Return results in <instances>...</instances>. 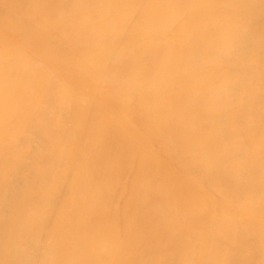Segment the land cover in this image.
I'll use <instances>...</instances> for the list:
<instances>
[{"label":"bare ground","instance_id":"obj_1","mask_svg":"<svg viewBox=\"0 0 264 264\" xmlns=\"http://www.w3.org/2000/svg\"><path fill=\"white\" fill-rule=\"evenodd\" d=\"M0 264H264V0H0Z\"/></svg>","mask_w":264,"mask_h":264}]
</instances>
